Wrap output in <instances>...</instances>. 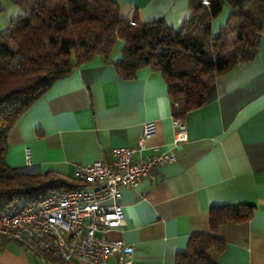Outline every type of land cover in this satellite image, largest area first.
Segmentation results:
<instances>
[{"label":"crops","instance_id":"obj_1","mask_svg":"<svg viewBox=\"0 0 264 264\" xmlns=\"http://www.w3.org/2000/svg\"><path fill=\"white\" fill-rule=\"evenodd\" d=\"M117 1L125 18L162 17L173 28L189 14L187 0ZM229 12L223 8L213 34ZM120 49L111 62L95 57L75 67L19 116L7 134L6 164L24 168L29 149L33 171L73 179L78 165L110 160L113 148L134 146L142 124L155 121L147 145L173 149L177 157L156 168L155 180L121 191L124 219L111 236L133 246L132 264H175L191 234L210 232L211 206L238 203L253 206L251 218L220 226L215 234L225 249L211 256L218 264H264V32L256 57L215 77L207 101L183 116L188 139L175 147L165 82L149 67L122 77L114 64ZM0 264L55 263L50 254L8 240Z\"/></svg>","mask_w":264,"mask_h":264},{"label":"trees","instance_id":"obj_2","mask_svg":"<svg viewBox=\"0 0 264 264\" xmlns=\"http://www.w3.org/2000/svg\"><path fill=\"white\" fill-rule=\"evenodd\" d=\"M28 12L0 30V214L18 201L35 200L55 189L82 185L50 171H23L6 164L7 134L14 122L59 79L95 57L111 62L117 44V72L132 78L149 67L158 72L180 117L207 101L215 77L253 60L264 32V0H187L189 14L179 28L162 17L132 22L121 14L117 0H26ZM224 7V26L212 32ZM246 203L209 208L210 232L189 237L175 264H218L211 256L225 249L216 232L252 216ZM9 239L0 236V248ZM54 258V257H53ZM55 264H64L54 258Z\"/></svg>","mask_w":264,"mask_h":264},{"label":"built area","instance_id":"obj_3","mask_svg":"<svg viewBox=\"0 0 264 264\" xmlns=\"http://www.w3.org/2000/svg\"><path fill=\"white\" fill-rule=\"evenodd\" d=\"M128 21L131 23L132 17ZM177 105L173 101V106ZM171 120L175 147L187 141L188 133L180 117L172 115ZM156 129L155 121H146L134 146L113 148L110 160L78 165L74 178L82 185L13 204L0 214V236L50 254L64 264L74 259L87 264H132L133 246L112 237L111 231L124 219L122 189L137 187L143 178L155 180L158 166L176 160L173 149L147 145ZM135 153L140 155L137 160ZM25 156L22 170L33 171L29 149Z\"/></svg>","mask_w":264,"mask_h":264},{"label":"rangeland","instance_id":"obj_4","mask_svg":"<svg viewBox=\"0 0 264 264\" xmlns=\"http://www.w3.org/2000/svg\"><path fill=\"white\" fill-rule=\"evenodd\" d=\"M29 8L30 5L26 0H0V30L6 28L10 24L12 18L21 13L28 12ZM129 18L130 17H128V19ZM179 27L180 25L178 28Z\"/></svg>","mask_w":264,"mask_h":264}]
</instances>
